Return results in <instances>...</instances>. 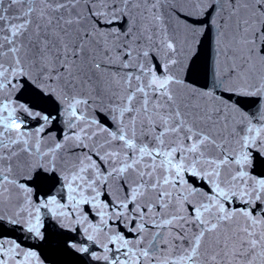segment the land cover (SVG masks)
Wrapping results in <instances>:
<instances>
[{
	"label": "snow or ice",
	"instance_id": "snow-or-ice-1",
	"mask_svg": "<svg viewBox=\"0 0 264 264\" xmlns=\"http://www.w3.org/2000/svg\"><path fill=\"white\" fill-rule=\"evenodd\" d=\"M0 264H264V0H0Z\"/></svg>",
	"mask_w": 264,
	"mask_h": 264
}]
</instances>
